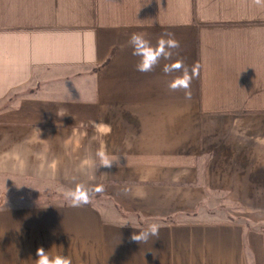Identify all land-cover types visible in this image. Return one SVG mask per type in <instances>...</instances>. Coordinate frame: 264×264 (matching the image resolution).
Instances as JSON below:
<instances>
[{
	"label": "crops",
	"instance_id": "obj_1",
	"mask_svg": "<svg viewBox=\"0 0 264 264\" xmlns=\"http://www.w3.org/2000/svg\"><path fill=\"white\" fill-rule=\"evenodd\" d=\"M133 33H170L172 60L199 62L190 99L169 90L171 61L136 70ZM101 147L119 166H99ZM38 184L104 191L35 204ZM0 185V264H35L38 247L72 264H264V225L196 219L212 196L264 215V8L0 0ZM152 223L158 238L130 241Z\"/></svg>",
	"mask_w": 264,
	"mask_h": 264
},
{
	"label": "clouds",
	"instance_id": "obj_2",
	"mask_svg": "<svg viewBox=\"0 0 264 264\" xmlns=\"http://www.w3.org/2000/svg\"><path fill=\"white\" fill-rule=\"evenodd\" d=\"M251 3L260 8H264V0H251ZM128 46L132 49V55L138 57L136 70L140 73H150L160 65L161 61H171L163 65L162 71L166 76H172L168 83L171 91H183L185 98H191V84L194 79L200 76L201 66L199 62L193 63L191 66L185 64L183 59L172 60L173 55H179L174 52L180 48V42L170 33L161 35L155 44H153L144 34L133 33L128 42ZM176 75H173V74ZM101 131L107 133L111 129L107 125H96ZM99 160V166L111 168L114 165L119 166L120 159L117 156H110L104 147L96 152ZM128 189H124L126 192ZM104 191L103 185H96L93 188H86L83 184H76L74 188L66 190L63 195L70 207L80 208L91 202L92 194H99ZM161 225L152 223L146 229L133 232L130 241L135 243H147L151 237H159ZM37 259L35 264H72L70 257L66 255L50 256L43 247L36 250Z\"/></svg>",
	"mask_w": 264,
	"mask_h": 264
},
{
	"label": "rangeland",
	"instance_id": "obj_3",
	"mask_svg": "<svg viewBox=\"0 0 264 264\" xmlns=\"http://www.w3.org/2000/svg\"><path fill=\"white\" fill-rule=\"evenodd\" d=\"M1 188L3 189V186L0 185V189ZM5 193L6 192H4V196ZM63 193L64 192L60 188H56L52 185H40L34 186V194H32L34 196L33 198L35 204L49 202L55 204L68 203L65 200ZM196 211L199 212L198 216H196V219H199L201 221L234 219L240 221L242 220L241 222L243 223L246 222L264 225V215L259 217H246L244 215L246 211L239 202H235L232 200H218L216 198H213V196L211 197V199L202 201L201 205L196 209Z\"/></svg>",
	"mask_w": 264,
	"mask_h": 264
}]
</instances>
